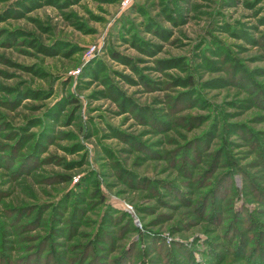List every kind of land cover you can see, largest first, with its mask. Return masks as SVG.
<instances>
[{"label":"rangeland","instance_id":"1","mask_svg":"<svg viewBox=\"0 0 264 264\" xmlns=\"http://www.w3.org/2000/svg\"><path fill=\"white\" fill-rule=\"evenodd\" d=\"M263 93L264 0H0V256L74 262L98 234V257L135 242L127 264H150L146 233L177 264H192L179 245L213 264L205 241L223 243L234 221L212 222V182L226 172L217 160L232 158L264 191ZM90 182L105 204L79 202L83 219L48 226L53 205ZM228 182L234 212L254 210L264 233V202L245 200L241 174ZM106 206L137 231L129 218L104 222ZM234 257L219 264H254Z\"/></svg>","mask_w":264,"mask_h":264},{"label":"trees","instance_id":"2","mask_svg":"<svg viewBox=\"0 0 264 264\" xmlns=\"http://www.w3.org/2000/svg\"><path fill=\"white\" fill-rule=\"evenodd\" d=\"M187 84L190 85L192 84V79L188 78L187 80ZM263 101H264V93H263V97H262ZM220 117V115H215L214 117ZM213 126V127H212ZM209 129V132L215 131V130H219L218 128L216 129L215 125H212ZM244 130L247 131V129L243 126V125H232L229 130H231V132L233 130ZM208 132V133H209ZM239 132V131H238ZM242 135V133H240ZM239 134V135H240ZM208 134H206L207 136ZM211 135V134H210ZM205 146V145H202ZM184 149V148H183ZM185 150V149H184ZM189 151H192L194 158L196 159V161L198 162L199 159V152L196 151V148H192ZM33 157V156H32ZM31 157V158H32ZM194 159V160H195ZM232 159V158H231ZM226 160L219 161L218 163H220L221 165H226V172L223 173V176H216L215 179L212 182V187L214 185V190L217 191V195L219 197V204L216 206L214 205L215 203H213V211L211 212V218H212V222H214L216 224V227L218 229L221 228L222 223H224V221L226 219V212L232 213L230 218H233L234 221L233 223H230L232 221H230L227 224V227L225 229V231L223 232V234H221L219 237L221 240H224L223 243H215L214 239H207L205 241L206 244V252L208 254H210L212 256L211 261L213 262V264H219L224 258L225 259H235L234 255L240 256V257H246V258H251L252 261L254 260V264H264V246L262 244V242L264 241V233L261 232L260 229V224H258V217L256 216V212L253 211H248V210H243L241 213H235L232 207V196L236 195L234 193V191L229 190L228 187H230L229 185V180L232 181V175H234L235 173H239L241 174L242 178H243V195L245 197V200L249 203H254L257 201L260 202H264V191L259 188L257 186V184H253L252 180L253 178L251 177V175H249L248 173L245 172L244 169H242L238 164H235V162H233L232 160ZM200 161V160H199ZM190 164L192 163V160H189ZM24 163L21 164V166H24ZM25 167V166H24ZM29 169V167L27 168ZM185 174L187 175H191L189 171H185ZM131 177H134L131 174ZM227 178V181H225L224 179ZM144 181L147 182L146 179H143ZM151 184L154 183V181H150ZM148 182V183H150ZM91 183V182H90ZM90 183H86V186H79L77 185V187H79L82 191V193H85V196H81L79 193H75L73 191L68 192L63 199L59 200L55 205H53V213L50 214L49 212V218L47 220V224L48 226L51 223H64L65 220L68 218H66L67 213L70 212L69 216L74 218V219H83L84 218V210H81L77 207V203L81 202V203H85L86 200L91 199V198H97L101 204H105V196L103 194L100 193L98 186L95 184V182ZM228 184V187H226L224 189V185ZM231 184V182H230ZM159 186V185H157ZM156 186V187H157ZM143 187V186H142ZM222 187V188H221ZM91 188V191H88ZM152 186H150V190H151ZM153 190V189H152ZM170 190L172 191V193L176 196H180L179 199L182 202H185V198L182 197L183 193H178L177 188L175 186H173V184H170ZM215 195V194H214ZM250 195H252V198H250ZM62 207V208H61ZM107 210L106 212L103 214L102 218L104 222L106 223H112V226H115L118 224L119 220H121L123 217L124 218H129L128 222V226L130 228H132L134 231H137L136 228L134 227V225L131 223V219L129 216L125 214H121L118 218L116 219H112L111 216H109V213L114 212V210H112L111 208H109V206H106ZM201 206L199 205L197 208H200ZM62 209V210H61ZM200 211H204L205 209L200 208ZM49 211V210H48ZM232 211V212H230ZM46 214V213H45ZM222 216V218H221ZM64 218H66L65 220H63ZM229 218V217H228ZM42 221V219H40ZM256 228L258 229V235H256V237L254 236V233L256 232ZM125 232L126 228H121V232ZM127 232V231H126ZM125 232V233H126ZM72 233V235H75L76 232L75 230L70 226V234ZM124 234V233H123ZM123 234H121L120 236H123ZM103 237H101V235H94L93 237V241L90 244V248L85 249V247H81L78 249V251L76 253H74L73 258H75L74 262H72V259H67L66 263H60V260H64L63 258H68L67 256H63L60 254H52L49 256V258H46L43 262V264H74L75 262L77 264H81V263H85V264H103L106 261V263L108 264H127V262L130 260V258H132L134 256V252L136 250H134L133 248L138 244L135 242H131L130 243V247L127 248V246L120 250L119 252H117L115 255L111 256L110 255H106V256H101L98 257L96 254V249L94 250V244L96 245V243H101L103 241L102 239ZM139 238L141 240L146 241L147 245V249L145 251V254H149L152 252V254L154 255L153 258L155 260V262L151 261L152 259H150V264L153 263H157L160 262V260L162 262H164L165 264H177L176 262H174V258L177 256H173V254L170 253L168 254L167 252H162L164 251L166 248L164 247V244L161 240V238L159 237H149L146 233L145 235H139ZM110 239V238H107ZM257 240V243H254V240ZM149 242V244H147ZM234 244V249H232V245ZM110 250L113 251V241L110 240ZM92 246V247H91ZM5 246H1L2 250H4ZM149 247H152V249H150ZM173 247V246H171ZM136 248V247H135ZM174 249H176L177 251L180 252L181 255H178V257L180 258H186L187 260H189V262H191L192 264H201L200 261H197L195 256H194V251L192 249L189 248H185L182 245H179L177 247H173ZM133 249V250H132ZM110 251V253L112 252ZM167 251V250H166ZM170 251V250H169ZM114 252H112L113 254ZM138 255V254H137ZM224 256V258H223ZM103 257V258H102ZM53 261H52V260ZM38 260H34L33 263H37ZM0 263L1 264H13L12 263V259L10 256H0ZM130 263V262H129Z\"/></svg>","mask_w":264,"mask_h":264},{"label":"built area","instance_id":"3","mask_svg":"<svg viewBox=\"0 0 264 264\" xmlns=\"http://www.w3.org/2000/svg\"><path fill=\"white\" fill-rule=\"evenodd\" d=\"M124 2L128 3L129 0H124ZM122 210H124V212H126L131 218H133V220H135V215L133 213V208L129 204H127V203L123 204L122 205ZM135 222H136L135 225L137 227H140V225L137 224L136 220H135Z\"/></svg>","mask_w":264,"mask_h":264}]
</instances>
